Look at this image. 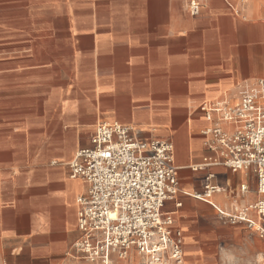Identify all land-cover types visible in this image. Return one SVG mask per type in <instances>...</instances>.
Segmentation results:
<instances>
[{"label":"crops","instance_id":"0c3cea01","mask_svg":"<svg viewBox=\"0 0 264 264\" xmlns=\"http://www.w3.org/2000/svg\"><path fill=\"white\" fill-rule=\"evenodd\" d=\"M197 1L193 15L190 0H0V249L12 264H91L69 255L89 186L69 163L102 121L174 142L181 191L164 211L184 264H219L228 232L244 235L246 262L264 261V238L214 206L254 203L255 174L204 165L217 155L200 110L264 78V0ZM211 173L224 191L199 197Z\"/></svg>","mask_w":264,"mask_h":264},{"label":"built area","instance_id":"2783aa9c","mask_svg":"<svg viewBox=\"0 0 264 264\" xmlns=\"http://www.w3.org/2000/svg\"><path fill=\"white\" fill-rule=\"evenodd\" d=\"M201 4L190 0L193 15ZM200 110L211 125L209 147L217 155L204 165H224L253 172L258 199L226 211L214 205L231 224L244 222L264 238V78L242 85L235 101H206ZM136 128L120 122H99L91 145L77 150L71 175L89 186L77 198L79 235L69 251L91 264H184V234L166 201L180 190L175 144L170 139L148 142L135 137ZM207 177L199 197L211 199L224 188ZM246 184L241 191H247ZM181 205V202H178Z\"/></svg>","mask_w":264,"mask_h":264},{"label":"rangeland","instance_id":"374dc122","mask_svg":"<svg viewBox=\"0 0 264 264\" xmlns=\"http://www.w3.org/2000/svg\"><path fill=\"white\" fill-rule=\"evenodd\" d=\"M254 233L257 235L256 232ZM243 237L244 235L240 232H228L225 234V244L219 248L222 255L221 262L219 264H250L246 262L245 259L247 249L246 246L242 245L241 240ZM259 248V253L262 254L264 252V242L260 241ZM263 263L264 261L261 262V264ZM0 264H12L2 249H0Z\"/></svg>","mask_w":264,"mask_h":264}]
</instances>
